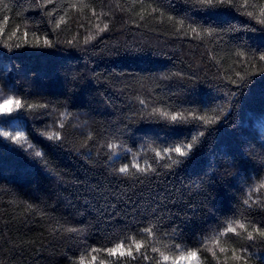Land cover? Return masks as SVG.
I'll list each match as a JSON object with an SVG mask.
<instances>
[{
	"label": "trees",
	"instance_id": "16d2710c",
	"mask_svg": "<svg viewBox=\"0 0 264 264\" xmlns=\"http://www.w3.org/2000/svg\"><path fill=\"white\" fill-rule=\"evenodd\" d=\"M84 3L89 7L80 0H0V89L25 103L18 119L0 117L13 121L0 127L23 130L44 155L36 158L32 149L0 137V264H78L82 254L88 264L91 248L111 246L146 223L131 205L122 207L125 197L135 192L139 212L151 216L150 197L161 189L183 203L179 229L173 233L166 221L156 246L200 249L201 264H240L231 250L247 248L248 264H264L258 236L253 242L229 233L221 238L225 253L211 243L232 219L264 226V211L243 204L264 180V25L253 18L264 0H246L247 6L235 0L208 14L184 0ZM152 8L166 15L148 16ZM141 11L144 20L136 14ZM104 23L108 29L100 33L97 24ZM208 28L216 31L209 36L202 31ZM153 108L184 119L173 124ZM198 116L215 119L206 124ZM51 132L61 140L42 135ZM193 138L188 157L171 153L181 164L160 166L171 161L153 149ZM108 143L119 146L111 159ZM145 161L159 173L151 183L113 172ZM252 195L264 201V189ZM113 202L121 208L115 218ZM147 252L157 256L150 247ZM92 255L95 264L116 260ZM132 264L153 262L138 257Z\"/></svg>",
	"mask_w": 264,
	"mask_h": 264
},
{
	"label": "snow or ice",
	"instance_id": "6c2138e0",
	"mask_svg": "<svg viewBox=\"0 0 264 264\" xmlns=\"http://www.w3.org/2000/svg\"><path fill=\"white\" fill-rule=\"evenodd\" d=\"M47 2L48 4H51L53 0H47ZM134 3L143 5L145 3V0H134ZM184 3L188 4L192 8L198 9L204 14H208L223 7L234 6L235 0H184ZM244 6H247L246 0ZM72 7H77V5L73 4ZM80 7H89V5L85 4L84 0H80ZM92 12L93 16H97V13L94 8L92 9ZM157 12L159 13L160 17H164L166 15L163 11H160V9L158 8H152L151 12L147 13V15L151 16L152 13ZM47 14L51 16L53 13L49 11ZM136 14L140 17L141 20H144L146 18V14L143 11L138 12ZM246 14L249 17H253V13L251 11L247 12ZM100 15L108 16L110 15V13L102 12ZM97 18L99 19V16H97ZM253 18L257 19L259 24L264 25V7L260 8L259 16ZM153 19H155V17H153ZM167 19L169 21H173L175 23L180 24L181 27H183L184 25L183 20H176V18L171 15H168ZM6 22L7 20H5V23ZM63 22L64 18L63 16H61L56 24V27H59L60 23ZM97 28L100 33H103L108 29V24L104 23L103 27H100V25L97 24ZM189 30L193 33H196L197 35H200V32L194 27L189 26ZM202 31L207 35L211 36L216 31V29L208 28L203 29ZM25 35H27V33H25ZM89 39H95V37L90 36ZM44 44L47 46H51L50 41L47 39L44 40ZM238 55H243V53H238ZM259 59L261 61H264V54L260 55ZM140 103L145 104V101L140 100ZM33 107V105H27V108L29 109ZM24 110L25 103L21 99L12 95L5 96L3 90L0 89V117H13L14 119H18L19 114L22 113ZM152 114H158L160 117L170 120L173 124H176L178 120L184 119V117L180 114L168 113L162 111L159 108H153ZM195 118L202 120L206 124L213 123L215 119L209 118L207 116H198ZM10 123H13V121L8 119L0 120V124L2 125H7ZM60 126L63 127V124H61ZM42 135H46L47 139L50 141L61 140V136L58 132L42 133ZM200 135L203 136L204 133L201 132ZM0 137H2L4 141H10L12 144L17 145L25 152H27L29 149H32L34 156L43 160V153L40 150H36L35 146L29 141L28 136L23 130H18L15 128L6 129L5 127H0ZM196 143V138H193L191 143H186L183 145L176 144L174 146H165L161 150L153 149V151L155 152V156L159 157L161 160L167 159L171 161V163L169 164L160 165L162 167L171 169L173 165H179L182 163L181 160L173 158L171 153H175L179 157H188L189 153L192 151L193 146ZM106 146L111 153L109 159H111L112 156L117 155L116 149L119 147L117 144L108 143ZM113 172L116 175L123 176L141 185L145 184L146 182L145 179H142L141 177L147 178V182L151 183L152 176L159 175L157 167H153L152 165L148 164L147 161H145L144 167H141L139 163L135 162L131 165L125 163L122 164V166H120L118 169L114 168ZM132 187L134 188L135 184H133ZM260 189H264V180H261L257 186L249 190L247 198L243 200V204L248 208H253L254 206H256L257 208H259L260 211H264V201H262L259 197L254 199L252 195L253 192H259ZM134 195H136L135 192H133L131 195H127L125 199L121 202L122 207L127 208L129 205H131L129 211L135 212L137 215H141L142 219L146 221V223L142 224L139 229L135 230L134 235H129L120 240H117L113 242L111 246L105 248H91L90 251H88V255L91 256V260L88 261V264H95L97 256L92 255V253L100 252H105L108 257L116 258V260L114 262H111V264H132V261L136 260L138 257L142 260L151 259L153 264H201L200 249L186 248L183 247L180 243L164 245L163 249L159 246H156V244L160 243L158 238L159 233L161 227L166 221L170 220L172 222L171 224H169V227L172 228L173 233H175L179 229V224L176 223V220L181 217V212L178 205L183 203V201L173 198L172 192H168L161 189L159 192L155 193L150 197L152 201L151 216H147L139 212V200H133L132 196ZM119 199L120 197H117V200ZM169 205H171V207ZM110 207L112 208L110 216L111 218H115L119 215L121 208L118 207L115 202H113ZM238 229L241 231H238ZM65 231L75 233L79 232L80 230L76 228H68ZM241 232H243L245 235L242 236ZM229 233L233 234L234 236L240 239L246 238L248 241L254 242L257 236L261 240H264V226H256L252 224L251 221H241L240 219H232L231 221L227 222V226L222 231L218 230L213 235V237H211V243L213 247H218L221 253H225L228 250L225 247L220 246L221 238L227 237ZM164 235H167V233L165 232ZM154 240L155 243H153ZM149 247L151 248V252L156 253L157 256L150 257L148 255L147 249ZM205 247H207L206 243ZM208 250L211 251V249ZM231 251V258L234 261L240 262V264H248V259L246 255L248 251L247 248L240 250L233 248ZM212 254L214 256L216 255L215 252H213ZM78 264H85V257L83 254L80 257ZM100 264H104V261L101 260Z\"/></svg>",
	"mask_w": 264,
	"mask_h": 264
},
{
	"label": "rangeland",
	"instance_id": "374dc122",
	"mask_svg": "<svg viewBox=\"0 0 264 264\" xmlns=\"http://www.w3.org/2000/svg\"><path fill=\"white\" fill-rule=\"evenodd\" d=\"M5 95V94H4ZM5 96H7V95H5Z\"/></svg>",
	"mask_w": 264,
	"mask_h": 264
}]
</instances>
